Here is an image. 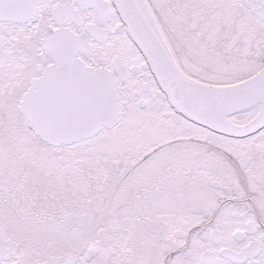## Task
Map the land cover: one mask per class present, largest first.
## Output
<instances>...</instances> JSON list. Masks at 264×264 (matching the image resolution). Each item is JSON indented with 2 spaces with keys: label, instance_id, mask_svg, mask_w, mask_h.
<instances>
[{
  "label": "snow or ice",
  "instance_id": "6c2138e0",
  "mask_svg": "<svg viewBox=\"0 0 264 264\" xmlns=\"http://www.w3.org/2000/svg\"><path fill=\"white\" fill-rule=\"evenodd\" d=\"M0 264H264V0H0Z\"/></svg>",
  "mask_w": 264,
  "mask_h": 264
}]
</instances>
